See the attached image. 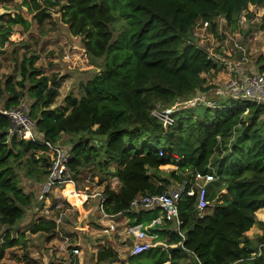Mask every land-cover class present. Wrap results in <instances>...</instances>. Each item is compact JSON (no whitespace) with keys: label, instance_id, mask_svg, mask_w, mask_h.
I'll return each mask as SVG.
<instances>
[{"label":"trees","instance_id":"trees-1","mask_svg":"<svg viewBox=\"0 0 264 264\" xmlns=\"http://www.w3.org/2000/svg\"><path fill=\"white\" fill-rule=\"evenodd\" d=\"M11 1L0 0V4ZM118 1L65 0L60 9L61 21L73 37L82 39L87 57L92 62L106 59L101 72L80 85L81 98L69 95L63 106L53 108L64 78L46 75L34 57L22 62V80H0V97H5L0 106L17 108L28 98L29 116L40 137L52 145H60L63 135H78L68 164L76 181L84 168L115 165L119 188L107 184L103 191V211L110 216L129 213L134 199L145 193L162 194L197 172L215 176L206 211L199 212L196 194L185 195L179 205L185 238L172 222L158 225L153 232L168 249L153 248L129 257L130 264H264V257L251 260L264 243V234L256 240L246 236L256 224L264 230L257 219L264 209V105L233 99L214 108L201 104L195 107H204L202 114L192 110L185 117L174 112L173 124L167 126L154 115L216 89L203 75L220 66L193 38L197 24L207 23L217 37V20L224 18L235 32L243 12L250 5L264 9V0H124L116 6ZM47 5L45 9L36 0L23 4L41 25L51 18L54 7ZM113 10L128 24L119 40H114ZM261 23L264 32V15ZM16 26L28 32L32 24L21 14L0 15V46ZM256 65L264 72L263 56ZM10 130L9 119L0 115V225L11 229L38 203L52 162L46 145L29 136H11ZM88 136L94 140L92 145ZM164 166L176 170L166 176L161 171ZM35 176L36 195L27 193L23 185V177L29 181ZM54 204L56 208L58 202ZM63 206L72 207L67 201ZM144 214L154 219L160 210ZM29 231L52 239L56 220L40 218ZM22 238L14 239L10 232L5 235L0 264ZM118 257L117 250L107 247L97 254L96 264H113ZM28 264L40 263L33 259Z\"/></svg>","mask_w":264,"mask_h":264},{"label":"rangeland","instance_id":"rangeland-1","mask_svg":"<svg viewBox=\"0 0 264 264\" xmlns=\"http://www.w3.org/2000/svg\"><path fill=\"white\" fill-rule=\"evenodd\" d=\"M28 1L29 0H12L11 2L0 4V15L5 14L7 18H9L10 16L14 17L21 14L32 24L28 32H26L24 28L16 26L13 29V33L9 40L4 46H0V80L2 83L10 77H13L14 81L22 80L20 75L22 62L26 59L35 57L34 63L37 67L42 68L46 75L51 76L56 73L64 78L61 83V88L59 89L60 95L56 99L53 108L60 107L64 105V100L69 95L81 98L82 91L80 85L97 76L104 68L106 59L92 62L85 54L82 39L79 37H73L69 32L68 26L61 21L60 9L66 4L65 0H36V2L45 9L49 7L47 4L54 7L49 11L51 18L45 21L42 25L35 21V13L30 12L27 6H23V4ZM123 1L124 0H120L116 2V6H120ZM114 9H116V7ZM263 15V8L250 5L248 10L243 12L240 18L239 29L237 31L232 32L231 27L226 23V20L224 18H219L217 20L219 35L217 37L209 32L208 26H205L204 22H199L197 24V33L199 35L196 36L194 34L193 38H196L197 45L205 48V50L209 48V50L214 53H220L223 55L232 41L237 40L245 48V56L248 59L246 64L242 67L245 70V74H250L249 69L251 66L256 65L258 58L262 56L264 57V32L260 29ZM113 16L115 18L112 26L114 40H119L120 36L126 32L128 24L125 19L120 18L117 10H113ZM235 58L238 59V56ZM256 71L257 73H262L259 71V68H257ZM233 79L234 76L229 73L227 78H224L219 82L216 81L214 83L208 80V85L214 86L216 89L208 94L198 93L196 97L203 96L204 101L209 107H216L219 104H223L224 102H227L229 97H226L227 95L225 96L221 91L225 90L227 83ZM4 100L5 97H0V103H3ZM30 102L31 101L27 98L21 106H26L29 109ZM195 108H181L179 112L184 113L185 117H190L192 110H194L196 115L203 113L204 107ZM165 111L167 110L165 109ZM262 118L264 119V115ZM87 138L92 145L94 143L92 137L88 136ZM83 139L86 138L84 137ZM77 140L78 135H65L60 146L69 150L72 148V144ZM104 164L105 163H101L100 166H89L81 170L82 177L76 181L80 192L98 194L104 191L107 184H110L116 190L118 189L119 182L114 175L116 172V166L110 165L109 167H105ZM175 170L176 168L174 166L161 167V171L165 173L166 176H169V174ZM151 174L153 175L154 172H151ZM30 178L31 179L27 181V179L23 177V185L26 189L29 186L34 188L38 184L37 176ZM88 179L89 182L87 181ZM102 181L103 184H101ZM172 184H174V181H172ZM176 185L177 184H174L173 187H176ZM66 194H69V192H66ZM52 203L53 200H49L45 202V206L43 204L44 209L47 212L45 213V216H50V220L55 219V215H52V213L50 214V212L48 213V208L51 207ZM70 205L72 206L71 208L65 207V210H63L64 223L58 226L57 233L52 238L53 240L47 235L25 234V231L30 230L32 224L36 222L34 214L40 206H42L40 203L35 204L34 211L33 209L28 210L25 219L22 222H19L14 228L10 229L0 225V244L8 232L11 233L14 239H18L21 236L24 237L17 246L7 250L6 257L2 264H28L29 260L33 259L40 264H76L75 258L67 253H62V244L66 239L69 240L68 244L70 246L80 244L84 254L80 257V260H84L85 256L89 257V259L94 257L95 248L92 243L102 241L100 240L102 235L99 232L101 231V227L99 226L102 222L95 221L102 218V213L100 209L97 208L98 201L89 198L83 201H78L76 204L77 206L72 203ZM55 206L56 205L54 204L52 207ZM60 209L62 210V207ZM60 215L58 217H60ZM89 215L94 216L93 218H90ZM160 216L161 214L159 217ZM86 217H88V222ZM152 219L153 217L134 223L149 225L152 222ZM92 220L94 222H92ZM90 228H92V230H90ZM155 228L149 229V233L151 237H153V248L161 247L162 249L167 250L168 246L165 241H159L158 236L154 234L153 229ZM92 231H94L93 235ZM85 240L90 241L86 242ZM126 245L127 246L122 245V248H127L126 253L119 254L117 264L129 263L133 242H127ZM101 247H104V245ZM126 255L129 256L128 260L126 262L122 261L124 260L123 256Z\"/></svg>","mask_w":264,"mask_h":264},{"label":"built area","instance_id":"built-area-1","mask_svg":"<svg viewBox=\"0 0 264 264\" xmlns=\"http://www.w3.org/2000/svg\"><path fill=\"white\" fill-rule=\"evenodd\" d=\"M205 24L208 26L207 23ZM206 52L208 53L211 60H213L219 66H222L232 76H234V79L229 81L225 86V90L221 91L222 94L225 96L227 95L226 97H229V99L247 100L257 105H264V72L257 73V65H252L249 69L250 74H245V70L242 66L246 64L248 59L245 56V48L240 42L237 40L232 41L230 46L225 51L224 55L226 56L223 54L214 53L213 51L209 50V48H207ZM236 56H238V59L235 58ZM201 104L206 106L208 105L204 101L203 96L196 97L192 101L185 103L178 102L172 109L161 113L155 111L154 115L160 117L165 122V126L172 125L173 120L171 119V114L178 112L181 110V108L184 109L188 107H195ZM0 115L9 119L11 124V136H29V138L33 141L41 145H46L51 153L52 163L50 167V174L40 189L38 203L45 204V202L48 201L49 197L57 188L64 190L68 185H72L74 188L73 194L85 198V200L91 198L98 201L102 217H113L103 211V204L105 202L103 193L89 194L88 192L79 191L76 180L73 178V174L68 167L69 161L71 159V149L68 150L60 145H52L44 141L37 131L36 122L29 116L28 107L19 106L17 108L8 109L4 106H0ZM87 181L89 182V179ZM214 181V175L197 172L192 176L191 179L183 181L181 184L171 188L166 192H163L162 194L145 193L144 195L134 199L130 205V212L151 211L159 209L161 216L154 218L147 226L142 224H131L126 227L125 233L127 238L124 242V246H127V242H133L130 251V257L144 255L153 249V237H151L149 229L158 225L172 222L176 231H178L180 236L184 239L185 236L183 233H181L180 229L182 225L179 215L180 203L182 202L185 195L192 197L196 194L198 204L197 208L200 213H203L211 206L208 201V188L209 185ZM63 200L69 201L67 197ZM61 207L62 206L60 204H57L58 209ZM56 223L58 230V226L64 223L63 213L56 219ZM116 228L117 225H108L104 230V233H114L117 231ZM68 243V239L63 242L62 253H67L71 257L75 258L76 264H88L87 256H85L84 260H80V257L84 255L80 244H77L76 246H70ZM261 257H264V243L260 244L256 251L251 254V260Z\"/></svg>","mask_w":264,"mask_h":264},{"label":"crops","instance_id":"crops-1","mask_svg":"<svg viewBox=\"0 0 264 264\" xmlns=\"http://www.w3.org/2000/svg\"><path fill=\"white\" fill-rule=\"evenodd\" d=\"M204 25L207 26L206 24H204ZM197 32H198V26L195 27L193 33L196 36H198L199 34ZM228 74H229V72L226 69H224L222 66H220L219 69H218V71H215V72L213 71V72H211L209 74H204L203 77L206 78L207 81L209 80V81L215 83L216 81L219 82L222 79L227 78L228 77ZM64 137H65V135H63V138ZM38 187L39 186H35L33 188V187L29 186L26 189V192L27 193H34L36 195L37 190H38ZM30 190H31V192H30ZM66 192H69L68 191V188H65V190H62L61 188H57L54 191V193L48 199V201L49 200H53V203H52L51 207L54 205L55 202H58V204H60L62 206V210L61 209H58L57 207L56 208L55 207H52V208L49 207L48 208V210H49L48 213L50 212V214L52 213V215H55L54 216L55 217V220L58 218V216L61 213H64L63 210H65V207L63 205H64V201H66V200H63V199L66 198V196L68 195V194H66ZM100 193H103V192H100ZM77 202H76V204H77ZM69 204H71V203H69ZM76 204H75V206H77ZM44 206H45V204H44ZM44 206H43V203H42V206H40V208L35 212L34 215L36 217V221L39 220L40 218H45L46 220H50V218H51L50 216L49 217H46L45 216V213H47V212L45 211ZM33 211H34V209H33ZM261 211H262V213L260 215L257 214V219H258L259 222L264 223V209L259 210V212H261ZM141 212H146V211H132V212H129L127 214L124 213V214L116 215V216H113V217H110V218H104V217H102L100 220H95V221H98V222H102L100 224V226H99V227H101V231H99V232L102 235V238L100 239L102 241H99V242H96V243L95 242L92 243V245L94 244L95 254H94V257H91L90 258L91 259V260H89L90 264H96V256H97V254L100 251H102L104 248H107V247H113L115 250H117L118 254H120V253H126V249L127 248H125V249L122 248V245H124V242H125V240L127 238V235L125 233L126 227L128 225L135 224L136 222H139L140 218H142L144 220L147 219V218H151L150 216H148L146 214H144V216H141ZM89 216H90V218L91 217L93 218L94 215H89ZM86 219H87V222H88V217H86ZM92 222H94V221L92 220ZM81 224H82V222H81ZM140 224H142V223H140ZM108 225H110V226L111 225H117V228H116L117 231L114 232V233H112V234H110V235L104 233L105 234L104 235L103 232L107 228ZM90 230H92V228H90ZM93 232L94 231H92V235H93ZM25 234H30V231L29 230L25 231ZM263 234H264V230H263L262 226L259 225V224H256L246 234V236L249 239H251V240H256L258 237H261ZM103 236H105V237H103ZM47 239H49V238H47ZM93 239H94V237H93ZM93 239H92V241H93ZM85 241L86 242H89L90 240H85ZM50 243H51V241H50ZM102 245H104V247H101ZM128 257L129 256H127V255L126 256H123V259L124 260H122V261H125L126 262L128 260ZM88 259H89V257H88ZM117 261H115L113 264H117Z\"/></svg>","mask_w":264,"mask_h":264},{"label":"bare ground","instance_id":"bare-ground-1","mask_svg":"<svg viewBox=\"0 0 264 264\" xmlns=\"http://www.w3.org/2000/svg\"><path fill=\"white\" fill-rule=\"evenodd\" d=\"M66 188H68V191H69V194L66 196L69 201L72 203V204H76L77 201H79L80 199H83L82 197H79L78 195L76 194H73L74 193V188L72 185H68ZM65 190V189H64ZM85 199V198H84Z\"/></svg>","mask_w":264,"mask_h":264}]
</instances>
